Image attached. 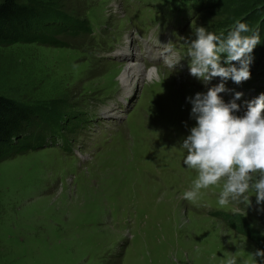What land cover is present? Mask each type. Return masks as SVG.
Here are the masks:
<instances>
[{"label":"rangeland","instance_id":"obj_1","mask_svg":"<svg viewBox=\"0 0 264 264\" xmlns=\"http://www.w3.org/2000/svg\"><path fill=\"white\" fill-rule=\"evenodd\" d=\"M35 1L77 22H57L58 43L0 44V93L44 109L48 120L39 146L0 160V264H226L232 255L253 264L249 253L264 248L221 214H240L264 234V204L250 191V204L219 205L223 181L183 199L197 172L183 164L180 143L196 123L187 98L210 82L190 74L187 40L197 27L227 36L237 20L253 29L264 0ZM195 9L179 36L165 35L177 49L161 44L156 54L149 43L159 24ZM128 40L147 67L162 69L161 81L122 89ZM260 40L244 96L264 80V32ZM173 54L184 58L175 70L166 62ZM226 88L225 103L242 90Z\"/></svg>","mask_w":264,"mask_h":264},{"label":"clouds","instance_id":"obj_2","mask_svg":"<svg viewBox=\"0 0 264 264\" xmlns=\"http://www.w3.org/2000/svg\"><path fill=\"white\" fill-rule=\"evenodd\" d=\"M194 36L187 40L192 76L206 83L214 77L223 81L231 79L236 84L251 78V54L261 42L259 29L237 20L227 36L224 32L217 35L205 27H197ZM222 58L226 66H222ZM182 59L173 54L166 62L175 70ZM232 62H238L239 68ZM158 74V68L153 66L146 70L145 77L151 81ZM227 91L231 90L222 82L208 88L206 93L197 92L187 98L191 104L190 117L196 123L180 147L187 152L183 164L195 170L197 177L182 198L194 201L201 189L223 181L219 205L227 206L238 200L250 204V197L246 195L250 191L255 192L258 205L264 204V94L248 102L246 112L238 116L235 113L240 109L235 100L243 93L235 92V100L225 103L220 94ZM249 254L253 264H257V258L264 261V250ZM226 264H237L236 256L227 258Z\"/></svg>","mask_w":264,"mask_h":264},{"label":"trees","instance_id":"obj_3","mask_svg":"<svg viewBox=\"0 0 264 264\" xmlns=\"http://www.w3.org/2000/svg\"><path fill=\"white\" fill-rule=\"evenodd\" d=\"M206 2V0H204ZM252 0H244L243 7H249ZM225 7V0H210ZM256 8V7H255ZM260 9L257 8L258 12ZM245 10H240L237 15ZM58 21L77 22L76 18L62 13L52 12L41 2L35 0H0V44L13 42L38 41L42 43H58L56 34L62 31ZM85 30L90 32L88 21L83 20ZM82 22V23H83ZM75 24V23H74ZM256 27V28H255ZM253 27L264 32V17ZM76 29L75 26H72ZM249 35L250 33H245ZM45 110L27 103L17 101L0 93V160L25 151L44 140L48 120ZM41 118L42 124H41ZM45 119V120H44ZM44 128V129H43ZM238 231L254 239L264 248V234L249 225L240 214H221Z\"/></svg>","mask_w":264,"mask_h":264},{"label":"bare ground","instance_id":"obj_4","mask_svg":"<svg viewBox=\"0 0 264 264\" xmlns=\"http://www.w3.org/2000/svg\"><path fill=\"white\" fill-rule=\"evenodd\" d=\"M127 42H128L127 44H129L128 45L129 48H127V52L131 53L130 54L131 59H130L129 62H127L125 64L124 69H123V71L120 74V80H121V84H122L121 85L122 89H124L126 91H130V90L136 89L138 84L141 83L142 80H144L146 78L145 77V73H146V70L149 67H147L144 64L143 60L141 59V55L139 54V52L137 50L136 51H134V50L131 51V44H132L131 41L128 40ZM120 51H123V50L118 48V52H120ZM158 70H159L158 77L156 79H153V80H157V82H159V81H161V79H163L162 78V75H163L162 74L163 73L162 69L158 68ZM164 72L167 73L166 71H164ZM163 76H165V75H163ZM175 76H177V75H175ZM173 88L175 90H177L178 89V85H176V87H173Z\"/></svg>","mask_w":264,"mask_h":264}]
</instances>
